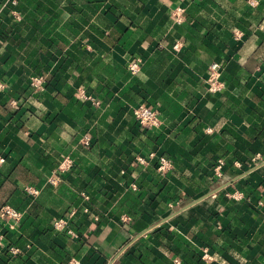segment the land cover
I'll list each match as a JSON object with an SVG mask.
<instances>
[{
    "label": "crops",
    "instance_id": "0c3cea01",
    "mask_svg": "<svg viewBox=\"0 0 264 264\" xmlns=\"http://www.w3.org/2000/svg\"><path fill=\"white\" fill-rule=\"evenodd\" d=\"M0 85V264H264V0H0Z\"/></svg>",
    "mask_w": 264,
    "mask_h": 264
},
{
    "label": "built area",
    "instance_id": "2783aa9c",
    "mask_svg": "<svg viewBox=\"0 0 264 264\" xmlns=\"http://www.w3.org/2000/svg\"><path fill=\"white\" fill-rule=\"evenodd\" d=\"M180 10H183V9H180ZM176 20L178 22L179 17H177ZM178 47H179V43L175 42L173 44V48L178 49ZM129 69L132 72L137 71L138 63L137 62L130 63ZM42 82H43V79L40 76L32 77L30 80L31 85L36 89L42 87ZM221 88H222V83H221L220 78H219V65L217 63H212L209 66V70H208L207 89L210 92L214 93V92L219 91ZM81 96L84 99H88V100L94 102V99L90 95H87L85 93H81ZM133 115H134V118L136 119V121L138 122V124L140 125L141 128H148V127L157 126L160 122L159 117H158V113L156 112V110L152 109L151 107L144 105V104H139V105L135 106L133 108ZM136 160H137V162H139L141 164L146 163V159L144 157H141V156H136ZM3 161H4V158L2 156H0V163ZM69 161L70 160L65 159L60 164L59 169L63 170L66 167V165H69ZM220 165L221 164L218 163V165L216 166V171L220 168ZM170 166H171V162L167 157H165L163 155H159L157 157L156 170L159 173H162V174L165 173L170 168ZM50 181H52L51 178H50ZM33 192H35V190H33ZM0 214L10 223L15 222L20 217V212L16 208H14L13 206H11L9 204H4L0 207ZM53 225H54L55 229L61 230L66 226V219L58 218L54 221ZM67 232L72 233L71 230H67ZM10 250L13 253H16V251H17V249L14 247L10 248ZM208 257H209V255H208L207 251H204L202 254V258L208 259Z\"/></svg>",
    "mask_w": 264,
    "mask_h": 264
},
{
    "label": "water",
    "instance_id": "95a60500",
    "mask_svg": "<svg viewBox=\"0 0 264 264\" xmlns=\"http://www.w3.org/2000/svg\"><path fill=\"white\" fill-rule=\"evenodd\" d=\"M230 182H228L227 184H229ZM227 184H225V185H227Z\"/></svg>",
    "mask_w": 264,
    "mask_h": 264
}]
</instances>
